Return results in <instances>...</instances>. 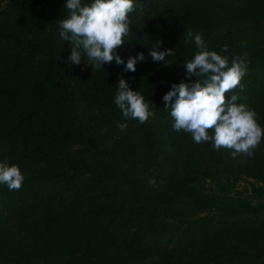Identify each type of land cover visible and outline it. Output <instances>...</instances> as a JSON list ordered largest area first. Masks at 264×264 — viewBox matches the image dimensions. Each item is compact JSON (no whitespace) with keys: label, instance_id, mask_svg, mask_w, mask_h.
<instances>
[{"label":"trees","instance_id":"obj_1","mask_svg":"<svg viewBox=\"0 0 264 264\" xmlns=\"http://www.w3.org/2000/svg\"><path fill=\"white\" fill-rule=\"evenodd\" d=\"M133 2L117 51L146 60L125 72L92 68L82 49L69 61L66 0H0V162L24 176L19 190L0 184V264H264V137L233 157L174 130L162 99L195 79L184 64L199 33L229 66L247 61L226 98L264 129V0ZM157 40L173 50L165 63L149 55ZM121 76L149 104L146 122L115 104Z\"/></svg>","mask_w":264,"mask_h":264},{"label":"clouds","instance_id":"obj_2","mask_svg":"<svg viewBox=\"0 0 264 264\" xmlns=\"http://www.w3.org/2000/svg\"><path fill=\"white\" fill-rule=\"evenodd\" d=\"M64 7L70 10V17L60 21V36L71 44V63L79 65L86 55L94 62L92 68L103 67L115 60L117 65H124L125 72H135L137 62L146 60L140 52L129 56L125 63L117 51L130 30L129 13L134 11L133 0H93L90 5H82V0H66ZM192 36L189 31L188 37ZM194 40L199 51L191 61L185 62L184 68L186 77L195 79L172 83L162 97L164 106L171 110L174 118V130L191 133L196 143L213 141L216 150L233 149V157L240 153L251 157L252 150L264 137V129L257 123L254 110L237 103V95L226 98V93L240 85L247 71V61L243 57H234L229 66L226 56L207 49L201 34H196ZM161 49L162 41H153L149 55L154 62L165 63L166 57L173 52L172 49ZM221 51H227V46ZM114 102L125 117L138 119L141 123L152 115L144 97L139 91H133L123 76L119 78ZM126 127V124L120 125L122 130ZM209 130H214L213 136H209ZM23 181L24 176L17 165L9 166L6 159L0 162V184H6L9 190H19Z\"/></svg>","mask_w":264,"mask_h":264},{"label":"rangeland","instance_id":"obj_3","mask_svg":"<svg viewBox=\"0 0 264 264\" xmlns=\"http://www.w3.org/2000/svg\"><path fill=\"white\" fill-rule=\"evenodd\" d=\"M248 181H252V180H248ZM246 181H240L239 183H237V185H236V191H244V188L246 187V183H245Z\"/></svg>","mask_w":264,"mask_h":264}]
</instances>
